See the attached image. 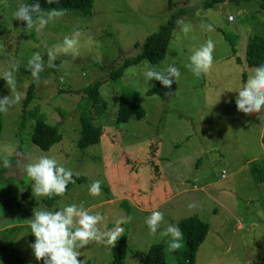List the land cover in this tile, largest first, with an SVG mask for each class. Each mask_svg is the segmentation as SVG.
Masks as SVG:
<instances>
[{"label":"rangeland","instance_id":"374dc122","mask_svg":"<svg viewBox=\"0 0 264 264\" xmlns=\"http://www.w3.org/2000/svg\"><path fill=\"white\" fill-rule=\"evenodd\" d=\"M28 1L0 0L2 97L14 98L17 93L21 97L5 112L8 126L35 83L38 87L28 110L46 111L50 123L59 124L63 140L43 152L22 134L21 151L17 152V145L9 142L12 136L6 135L4 113L0 231L10 225L23 228L22 234L0 240V247L7 243L35 264L30 259L35 237L28 227L33 212L76 203L104 217L98 224L102 231L117 219L128 218L113 246L89 241L78 249L77 259L83 264H112L110 248L122 246L127 247L125 264H143L145 254L158 243L166 246L168 264H177L168 250L170 238L161 235L165 224L155 234L144 224L152 210L161 211L167 224L178 226L181 220L198 216L209 225L195 264H264V183H258L250 171L255 164L264 165V109L244 113L234 102L235 91L245 82L244 75L248 78L253 70L245 63L249 38L264 37V8L256 0H225L212 8H205L207 0H95L91 16L64 12L37 30L22 27L12 16ZM185 9L187 15L180 18L163 61L180 70L176 82L163 87L162 95L145 96L152 85L142 79L143 63L129 67L123 78L109 80L110 73L125 59L139 53L136 44L142 45L172 14ZM185 28L189 30L185 32ZM74 32L80 33L76 54L57 51L64 38ZM222 32L233 40L236 56ZM208 38L215 44L213 63L207 72L196 76L186 67L190 49ZM50 52L55 55V67L48 66ZM33 53L42 58L38 80L31 76L27 63ZM96 81H106L101 89L108 103L101 120L104 136L100 144L80 150L75 98ZM124 88L142 94L146 116L119 126L115 99ZM41 155L56 157L73 176L85 179L74 183L53 207H46V197L35 196L32 190L28 199L18 198L23 186L32 188L24 166ZM5 158L9 167L2 165ZM94 180L101 181V192L96 196L88 191ZM193 202L196 207L190 209L188 205ZM13 250L0 255V264L14 257Z\"/></svg>","mask_w":264,"mask_h":264},{"label":"clouds","instance_id":"9594fccd","mask_svg":"<svg viewBox=\"0 0 264 264\" xmlns=\"http://www.w3.org/2000/svg\"><path fill=\"white\" fill-rule=\"evenodd\" d=\"M46 3H58L59 0H45ZM62 14L61 9L53 8L47 13L41 9L39 0L32 3H21L12 13L13 19L24 22V25L31 29H43L53 18ZM229 20L232 17H228ZM211 31V26H206ZM189 29L185 28L187 32ZM79 32H74L71 37L66 36L62 46L57 51L76 54L77 37ZM215 44L208 38L198 47L190 49L188 57L189 63L186 65L196 76L208 71L213 63V50ZM55 59L53 53L48 54V66L55 67L52 61ZM31 76L38 80L43 71L42 58L39 53H33L28 60ZM15 66H13V71ZM141 75L144 83L158 81L164 88H169L176 79L180 77V70L173 63L162 62L157 68L148 61L143 62ZM8 82L11 84V73H8ZM235 93V105L238 111L248 113H259L264 109V61L257 64L246 81ZM220 97V96H219ZM17 93L14 98L3 96L0 98V112H6L15 102L20 100ZM227 102V101H226ZM4 167L10 166V161L5 158L2 160ZM24 172L28 179L32 181V192L35 196L51 198L53 195H62L67 185L74 183L73 172L59 163L57 158L49 155H41L34 162L24 166ZM93 196L101 192V181L94 180L88 189ZM188 207L194 208L196 204L190 203ZM104 219L100 213H92L83 205L76 203L67 204L57 210L40 209L33 212L29 219L31 234L35 237L30 245L32 252L37 260L44 258V264H83L77 257L80 255L78 249L84 247L89 241L102 242L113 246L114 242L121 236L124 229L121 227L128 218H119L113 225L105 230H101L98 224ZM165 226L161 235L168 236V250L175 251L181 247L182 232L179 227L164 222L163 213L159 210H152L150 215L144 218V224L150 233L155 234L161 224Z\"/></svg>","mask_w":264,"mask_h":264},{"label":"trees","instance_id":"16d2710c","mask_svg":"<svg viewBox=\"0 0 264 264\" xmlns=\"http://www.w3.org/2000/svg\"><path fill=\"white\" fill-rule=\"evenodd\" d=\"M224 1L225 0H207L204 6L205 8H212L215 7L217 3L219 4ZM256 1L259 3L260 7L264 8V0ZM32 2H34V0H29L27 3ZM39 3L43 12L56 8L61 9L63 11L62 13L75 11L80 13L82 16L88 17L93 14L95 0H59L58 3L52 4L46 3L45 0H39ZM187 12L188 10L185 9L179 13L172 14L169 20L164 25H162L156 33H153L147 37L142 45L136 44L135 48L139 49V53L134 57L125 59L118 68L114 69L110 73L109 80L116 81L123 78L126 70L129 67L140 65L144 61H148L151 65L158 68L160 63L166 59L173 33L180 18L182 16H186ZM19 22L22 27H26L24 22ZM222 34L224 38L232 45L233 55L236 56L237 49L235 48L233 40L225 32H222ZM262 61H264V37L259 35L251 36L247 45L245 63L249 68H254ZM237 63L242 64V60L237 58ZM246 79L247 76L244 75V81H246ZM105 82L96 81L93 85L87 87L82 92L77 93L75 98L77 99L76 110L78 112V119L80 122L77 147L80 150H86L90 146L100 144L102 137L104 136L101 120L107 112L108 103L102 96L101 89ZM34 84H32L28 89L26 100L22 103V109L15 114V120H13L11 125L8 126V115H6L5 112H0V141L4 130L5 113L6 135L12 136L11 141L9 142H14L17 145V152L21 151V148L18 147H21L22 134V136L27 135V139H30L31 144L37 146L43 152H49L52 147L63 140V135L60 132L59 127H57L59 124L55 126L52 125L49 121V115L46 111H40L39 108L31 111L28 110L29 103L32 99H34L35 90L36 87H38V84ZM151 85L152 87L145 93V96L150 97L163 94V87L158 81H151ZM4 86L5 81L0 76V98H2ZM142 100V94L137 91L124 88L121 94H119L115 99V101L118 103L117 125L122 126L129 123L133 119L141 120L144 118L146 116V112L142 106ZM60 114L62 117H64L63 111L60 110ZM4 141H6V139H4ZM250 171L258 183H264V165L260 163L255 164L251 167ZM3 174L4 171H0V179ZM73 180L75 181L74 183H81L85 179L80 176H73ZM74 183L68 184L66 191L62 195L67 194ZM21 184H23V182H21ZM31 190V186H23L22 195L18 194V198L22 197L21 199L23 200L28 199L30 197ZM62 195H53L51 198L46 197L43 200V203L46 207H53L56 203H58ZM16 206L20 207L19 204H16ZM178 227L183 234L181 247L175 251H171L178 260L176 263L195 264L199 249L209 234V225L203 222L198 216H194L181 220L178 223ZM20 228H23V226L10 225L9 228L6 227V229L0 231V240L7 241L8 236H12V234H22V230H20ZM5 245L6 247H0L1 256L5 252L7 253L9 250H13V247L7 246V243ZM110 249L114 257L112 264H125L127 247L122 246L118 249L111 247ZM30 251V259L33 260L35 264H44V258L37 260L32 252V249ZM14 254V257L12 256L10 260H4L3 264H34L29 261L28 258H24L22 255L20 256L18 253H16V251ZM86 264L92 263L88 262ZM143 264H168L166 258V246L163 243L152 245L145 254Z\"/></svg>","mask_w":264,"mask_h":264}]
</instances>
